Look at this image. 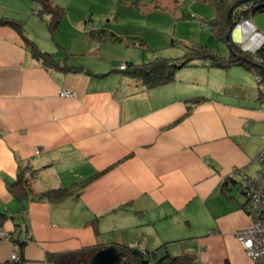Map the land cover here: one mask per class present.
I'll return each mask as SVG.
<instances>
[{
	"label": "crops",
	"instance_id": "crops-1",
	"mask_svg": "<svg viewBox=\"0 0 264 264\" xmlns=\"http://www.w3.org/2000/svg\"><path fill=\"white\" fill-rule=\"evenodd\" d=\"M57 62L45 65L17 29L0 24V229L11 235L0 240V264H91L116 243L154 259L254 264L236 235L252 223L236 177L259 170L258 89H232L207 69L147 89L112 69ZM195 95L205 100L192 105ZM31 166L45 172L32 178L35 192L94 179L61 202L21 201L9 184Z\"/></svg>",
	"mask_w": 264,
	"mask_h": 264
},
{
	"label": "rangeland",
	"instance_id": "rangeland-1",
	"mask_svg": "<svg viewBox=\"0 0 264 264\" xmlns=\"http://www.w3.org/2000/svg\"><path fill=\"white\" fill-rule=\"evenodd\" d=\"M51 1L63 13L55 28L51 26L50 21L53 20L51 14L45 13L43 16L39 14L41 10H45L42 0H0V17L5 15L8 18L16 19L23 26L25 34L36 42L40 49L53 53L57 60H65L70 64H88L92 67L112 69V71L130 78L131 75L127 73V70L139 67L142 62H148L158 57H185L202 45L213 47L217 53L223 56H230L227 59H231L235 55V58L233 57L235 61L239 59L238 56L245 57L244 54L247 53L253 59L245 57L246 60L253 63L250 65L251 67H246V64H235L228 68H219L206 65L208 63L203 65L208 58H202L203 55L195 51L197 54L193 52L194 54L192 53L190 56H200L198 57L200 59L197 58L198 61H192V64L180 71L191 72L193 71L191 69L221 71L222 74L212 80L225 81L229 86H232V89H237L239 86L245 90L248 87L257 88L260 99L264 102V78L260 77L262 73L258 76L257 70L255 73L250 70L264 68V28L260 29L253 21L255 18V21L259 19L264 23V11L252 16L249 14V9L253 5L250 2L238 5L237 3L241 0H230L234 4L230 9V11L232 10L231 19L230 11L228 15L227 38L223 40L222 37L217 38L215 25L212 24L217 15L216 7L203 0ZM234 5L239 8L236 16H234ZM103 28L108 32L115 33L117 38L111 41L107 40L108 38L97 39L98 36L95 37L97 30ZM89 31H95L92 37ZM136 37H143L147 45L142 46V40ZM233 43H235V47ZM192 48L194 49L191 50ZM131 63L135 66H132ZM86 69L89 68L86 67ZM229 69L231 70L227 71ZM87 71L91 72V70ZM198 74H203V72ZM177 79H179V75H177ZM187 81L191 82V77ZM225 89H227L225 85L220 88V90ZM217 92L222 95L221 91ZM61 95L74 97L76 93L63 89ZM255 163L259 165L258 156ZM20 172L23 177L19 175ZM41 173L45 174L41 169H34L32 166L19 170L17 179L21 177L22 183H28L27 186L30 190L27 200H38V195L44 191L59 188L46 187L41 192H35L32 180L35 179L36 182V178ZM91 178L93 177L91 176ZM236 179L238 182L242 181L241 176H237ZM72 185H76V188L73 187L74 191L72 189L70 196L75 195V192L79 190L77 184L72 183L70 186ZM235 192L239 194L238 189ZM239 196L240 199H243L241 194ZM96 221V218L89 220L93 223ZM238 239L241 242L239 237ZM241 244L243 246L242 242Z\"/></svg>",
	"mask_w": 264,
	"mask_h": 264
},
{
	"label": "trees",
	"instance_id": "trees-1",
	"mask_svg": "<svg viewBox=\"0 0 264 264\" xmlns=\"http://www.w3.org/2000/svg\"><path fill=\"white\" fill-rule=\"evenodd\" d=\"M42 1H43L45 10H41L39 14L41 16H43L45 13L51 14L53 16V20L50 21L51 26L55 28L56 25L59 23L60 19L62 18V15H63L62 10L57 5H54L51 0H42ZM203 1L209 2L215 5L217 9V15L215 19L212 21L213 23L212 22L211 23L215 25V32H216L217 38L219 39L222 37L223 40H226L227 30H229L228 15L234 3L231 2L230 0H203ZM236 1H239V0H236ZM250 3L253 4L252 7L249 9V14H252V16H254L255 13L264 11V0H253ZM225 10H226V13H225ZM238 11H239V8L235 7L234 16L238 14ZM0 24L12 26L13 28L17 29L20 32V34L23 36L27 44L29 45L32 51V54L35 58L41 60L47 66L50 65V66H60L61 67V65L57 62L55 55L53 53H49V52H46L40 49L38 44L34 42L33 40H31L27 34H25L23 26L16 19L3 16L0 18ZM106 31L107 30L104 28L98 29L97 35L95 37L98 36L97 39L99 40L100 38H108L107 40H110V41L117 38L116 35H114L115 33L108 32V31L106 32ZM90 32L91 31H89V34L92 37L95 31H92L93 33L92 32L90 33ZM136 38L137 39L139 38L142 40L143 42L142 46L147 45L146 40L143 37H136ZM233 46L234 47L236 46L235 43H233ZM193 49L194 48H192L191 50ZM195 51H198V54L203 55L202 58L204 57L208 58L207 62H204L203 65H205V63H208L206 65H213L219 68L220 67L228 68L235 64H241V65L246 64L247 66L244 65L246 67L248 66L251 67L250 65L253 64L251 61L246 60L247 58L245 57L252 59V57H250V55H248L247 53L244 54L245 57L238 56L239 59L235 61V59H233V57L235 58V55L231 57V59H227L230 56H223L222 54L217 53L216 52L217 50L214 49L213 47H210L208 45H202L201 47L195 48V50L191 51L188 56L186 55L185 57L180 56L176 58L158 57L148 62H142L141 64H139V67H135V69H128L127 73L131 75V78H133V80H135L136 82H139L141 86H144L147 89L173 83L177 80H180V73H181L180 70L181 69L187 67L189 64H192V61L194 62L200 59L198 58L200 56H196V55L190 56V54H192L193 52L197 54V52ZM131 64L132 66H135V64L133 63ZM62 68H65V67H62ZM79 69L81 68H77V70ZM250 70H252L254 73L257 70L258 71L256 72L257 75L259 76L260 73H262L263 76L261 75L260 77L264 78V68L263 69H260V68L250 69ZM177 75H179V79H177ZM204 96L205 95L203 96L195 95L191 97L188 101L191 100L192 105L198 104L201 101L205 100ZM192 105L190 107H192ZM19 175L23 177V174L21 172ZM21 177L19 179H16L14 182H11L9 184V188L15 197L23 201L29 198L30 190L27 186L28 183H25V184L22 183ZM92 179H94V177ZM92 179L90 178L81 183H77V186L79 188L82 186H85V184L87 182H90ZM230 179L231 180L234 179L233 176L226 178L225 185L230 184L229 183ZM239 185L241 186V187L239 186L240 188L239 190L241 191V193H243L242 183ZM75 186L76 185H72L70 187L62 186L59 188L48 189L47 191H44L42 194L38 195V197L46 201L59 202L63 198L70 196L72 194V189L74 191V188H76ZM243 195L246 198V195L244 193ZM242 207L244 208V204ZM6 218H7V215L5 213H0L1 223ZM111 247L115 250L116 255H117L115 264L121 263V262L125 264H201L199 258L192 254H180L176 256L165 255L164 257L160 259H154V256H155L154 253H150L147 250L133 248L129 245L117 244V243L112 244ZM51 259H55V255L51 256ZM80 262L78 264H82V262L84 261H80ZM19 263H20V260L18 259V261L13 262L12 264H19Z\"/></svg>",
	"mask_w": 264,
	"mask_h": 264
},
{
	"label": "built area",
	"instance_id": "built-area-1",
	"mask_svg": "<svg viewBox=\"0 0 264 264\" xmlns=\"http://www.w3.org/2000/svg\"><path fill=\"white\" fill-rule=\"evenodd\" d=\"M259 170L255 175L243 174L242 188L246 195L243 210L248 214L252 223L250 226L237 231L246 253L253 259L254 264H264V149L258 155ZM241 171L236 169L233 173ZM10 233L0 229V240L10 238ZM18 252L12 254V260L18 259Z\"/></svg>",
	"mask_w": 264,
	"mask_h": 264
},
{
	"label": "water",
	"instance_id": "water-1",
	"mask_svg": "<svg viewBox=\"0 0 264 264\" xmlns=\"http://www.w3.org/2000/svg\"><path fill=\"white\" fill-rule=\"evenodd\" d=\"M253 0H241L240 2H238L237 4H241V3H245V2H251ZM237 5H234V7H236ZM231 15H232V10L230 11V19H231ZM115 252L111 249H106L103 250L99 253H97L95 255V257L93 258L91 264H112L114 259H115Z\"/></svg>",
	"mask_w": 264,
	"mask_h": 264
},
{
	"label": "bare ground",
	"instance_id": "bare-ground-1",
	"mask_svg": "<svg viewBox=\"0 0 264 264\" xmlns=\"http://www.w3.org/2000/svg\"><path fill=\"white\" fill-rule=\"evenodd\" d=\"M253 60V59H252ZM239 173V172H238ZM232 176V175H231ZM230 177V176H229ZM242 183V182H241ZM241 187V186H240Z\"/></svg>",
	"mask_w": 264,
	"mask_h": 264
}]
</instances>
